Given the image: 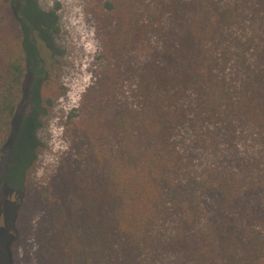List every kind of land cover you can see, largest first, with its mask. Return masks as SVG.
<instances>
[{"label": "trees", "instance_id": "obj_1", "mask_svg": "<svg viewBox=\"0 0 264 264\" xmlns=\"http://www.w3.org/2000/svg\"><path fill=\"white\" fill-rule=\"evenodd\" d=\"M15 3L0 0V164L30 77L38 115L52 104L37 26L45 39L56 17L34 9V28ZM102 8L106 65L67 116L78 158L60 161L43 264H264V0ZM20 139L6 182L35 158L36 141L15 168Z\"/></svg>", "mask_w": 264, "mask_h": 264}, {"label": "rangeland", "instance_id": "obj_2", "mask_svg": "<svg viewBox=\"0 0 264 264\" xmlns=\"http://www.w3.org/2000/svg\"><path fill=\"white\" fill-rule=\"evenodd\" d=\"M35 3L37 10L48 14L53 11L56 17L53 30L42 41L44 49L37 48L44 70L41 76L45 70L49 71V88L45 93L51 97L52 104L44 114L38 115L42 109L39 100L42 88L36 87V78L30 77L16 109L0 164V264H43L46 234L50 235L54 247L59 246L57 222L49 206L58 207L62 201L57 187L61 159L78 158L77 144L67 130L70 128L67 116L72 113L74 120L81 118L83 95L106 65L101 54L102 39L109 24L102 0H36ZM19 9L20 5L15 3L14 12ZM130 81L123 83V96L131 95ZM19 138L15 168L22 169L34 141L35 158L22 181L16 170L13 174L17 175L12 174L11 180L6 182L14 143ZM53 196L55 205L51 203ZM52 262L50 254L47 264Z\"/></svg>", "mask_w": 264, "mask_h": 264}, {"label": "flooded vegetation", "instance_id": "obj_3", "mask_svg": "<svg viewBox=\"0 0 264 264\" xmlns=\"http://www.w3.org/2000/svg\"><path fill=\"white\" fill-rule=\"evenodd\" d=\"M14 1H16V3L18 2V1H22L23 3H21L20 4V10H21V12L23 13H25L26 15V17L29 19V17L33 20L31 23H32V25H34V28H36L35 27V24H36V26L38 25L36 22H35V20L33 19L35 16H33V15H35V11H34V9H36V3H35V1L36 0H14ZM24 1H26L25 3H24ZM25 6H27L26 8H24ZM37 10V9H36ZM28 15V16H27ZM41 28L40 27H38L37 26V31L36 30H34V31H36L37 32V34H38V36L41 38V39H44L43 38V36H42V33H41Z\"/></svg>", "mask_w": 264, "mask_h": 264}]
</instances>
